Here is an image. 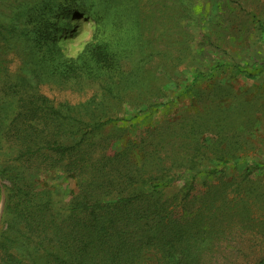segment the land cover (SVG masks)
Masks as SVG:
<instances>
[{
	"label": "rangeland",
	"instance_id": "rangeland-1",
	"mask_svg": "<svg viewBox=\"0 0 264 264\" xmlns=\"http://www.w3.org/2000/svg\"><path fill=\"white\" fill-rule=\"evenodd\" d=\"M42 33L51 39L39 42ZM102 61L111 75L105 99L125 112L104 128V137L119 150L129 141L137 145L147 129L153 141L162 134L172 174L185 181L199 174L218 201L238 203L227 207L229 219L209 238L215 246L206 264H259L264 0H0V94H11H5L10 106L29 93L55 103L83 102L100 92L85 72ZM35 69L52 83L24 87L36 79ZM124 99L135 105L117 103ZM251 162L260 168L247 174ZM38 180L68 191L75 186L68 174H40Z\"/></svg>",
	"mask_w": 264,
	"mask_h": 264
},
{
	"label": "trees",
	"instance_id": "trees-1",
	"mask_svg": "<svg viewBox=\"0 0 264 264\" xmlns=\"http://www.w3.org/2000/svg\"><path fill=\"white\" fill-rule=\"evenodd\" d=\"M44 34L41 43L51 39ZM106 63L85 72L101 89L80 103L29 93L10 106L11 94H0V264H206L215 246L209 238L229 219L227 207L238 205L218 201L199 174L186 181L172 174L162 134L153 141L147 129L137 145L119 150L104 137L125 115L105 99ZM34 74L24 87L52 83L40 69ZM259 168L251 162L245 171ZM52 172L68 174L74 188L38 180Z\"/></svg>",
	"mask_w": 264,
	"mask_h": 264
}]
</instances>
